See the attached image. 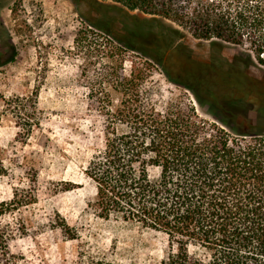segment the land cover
Segmentation results:
<instances>
[{
	"label": "trees",
	"instance_id": "16d2710c",
	"mask_svg": "<svg viewBox=\"0 0 264 264\" xmlns=\"http://www.w3.org/2000/svg\"><path fill=\"white\" fill-rule=\"evenodd\" d=\"M141 2L149 5L151 14L166 19L187 13L182 0ZM101 7V17L85 22L161 66L167 79L188 91L198 106L224 113L220 101L229 107L238 101L264 110V0H197L189 10L193 20L183 26L192 37L226 43L234 57L217 64L226 71L217 77L209 74V63L173 61L177 70L167 66L171 54L183 48L182 33L173 30L178 44L166 43L160 21L132 17L123 29L128 35H120L108 15L110 7ZM148 30L152 40L144 39ZM243 39L252 48L240 52L236 46ZM5 45L0 66L14 58L13 45ZM145 78L144 73L131 72L116 79L119 103L105 110L101 148L84 168L94 188L88 204L100 219L114 218L164 235L167 251L158 264H264V123L245 117H198L181 96L157 109L151 90L142 86ZM218 86L226 94L217 95ZM27 126L29 134L33 124ZM3 171L0 158V175ZM21 203L15 197L0 202V217ZM13 236L11 227L0 224V264H22V258L10 252Z\"/></svg>",
	"mask_w": 264,
	"mask_h": 264
},
{
	"label": "rangeland",
	"instance_id": "374dc122",
	"mask_svg": "<svg viewBox=\"0 0 264 264\" xmlns=\"http://www.w3.org/2000/svg\"><path fill=\"white\" fill-rule=\"evenodd\" d=\"M141 1L0 0V54L7 53V41L14 48L13 60L0 66L4 170L0 202L13 197L22 201L18 209L0 217V224L13 230L10 252L22 258V264H91L97 260L158 264L163 259L167 251L164 235L118 219H100L88 204L94 188L84 168L92 153L101 148L105 110L119 103L114 88L118 76L146 74L142 86L151 90V103L157 109L181 96L196 108L198 117H245L264 123L262 107L249 103L230 102L229 107L220 101L224 113L198 106L188 91L167 79L161 66L84 20L99 17V6H109L108 15L117 22L116 32L127 36L123 29L132 17L154 18L161 22L166 43L177 42L173 30L186 37L181 41L183 48L171 54L168 67L177 70L173 61L176 65L209 63L212 76L226 72L217 64L234 59L227 44L194 39L183 26L193 20L189 10L196 7L197 0H182L187 13L171 19L151 14L149 5ZM134 3L138 6L131 9L129 5ZM146 32L142 37L152 40L151 30ZM236 47L240 52L252 48L246 39ZM253 58L256 64V56ZM214 91L219 96L226 92L219 86ZM29 123L33 127L27 134ZM69 235L75 238L69 239Z\"/></svg>",
	"mask_w": 264,
	"mask_h": 264
},
{
	"label": "flooded vegetation",
	"instance_id": "af4514ba",
	"mask_svg": "<svg viewBox=\"0 0 264 264\" xmlns=\"http://www.w3.org/2000/svg\"><path fill=\"white\" fill-rule=\"evenodd\" d=\"M0 29H2V22H1V20H0Z\"/></svg>",
	"mask_w": 264,
	"mask_h": 264
}]
</instances>
